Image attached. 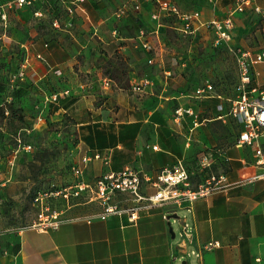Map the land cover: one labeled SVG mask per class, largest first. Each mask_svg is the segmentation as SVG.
Segmentation results:
<instances>
[{
  "label": "crops",
  "instance_id": "0c3cea01",
  "mask_svg": "<svg viewBox=\"0 0 264 264\" xmlns=\"http://www.w3.org/2000/svg\"><path fill=\"white\" fill-rule=\"evenodd\" d=\"M232 3L221 0L211 18H223ZM255 3L264 7V0ZM6 4L18 20L14 23L24 29L25 55L46 85L53 117H70L85 146L82 156H92L88 164L96 159L104 165L102 172L129 167L155 179L178 161L187 169L198 159L209 167L190 179L193 188L212 172L225 175L228 184L190 204L153 203L133 221L122 212L22 229L12 247L0 245V264H264V179L237 183L260 170L252 164L253 148L236 144L238 125L216 107L234 90L225 94L210 82L215 95L195 97V89L208 80L186 90L190 82L184 63L174 68L165 64L171 59L169 25L153 1ZM211 18L201 15L205 21ZM205 32L211 31L201 27L197 33ZM231 34L232 45L264 49V14L250 9L233 14ZM144 41L155 48L151 54L141 47ZM254 69L253 83L264 88V61ZM177 108L193 113L178 117ZM216 120L235 127L228 145H221L222 131L213 132L214 143L209 138L207 122ZM209 241L219 245L204 249Z\"/></svg>",
  "mask_w": 264,
  "mask_h": 264
},
{
  "label": "rangeland",
  "instance_id": "374dc122",
  "mask_svg": "<svg viewBox=\"0 0 264 264\" xmlns=\"http://www.w3.org/2000/svg\"><path fill=\"white\" fill-rule=\"evenodd\" d=\"M7 1L0 0V5L4 6ZM173 1L183 10H198L206 19L215 17L206 0ZM12 12L7 4L3 10L0 7V245L8 248L13 246L17 231L38 222V214L44 206L33 201L38 190L67 187L70 192H75L78 189L76 185L82 184L83 189H79L77 194H69L68 198H46L48 205L59 210L61 218L100 213L102 205L95 197L94 183L104 171L99 160L94 159L91 165L82 162L85 146L72 127L70 117H53L46 85L31 68L32 60L25 55L21 41L24 29L14 23L18 20L14 19ZM165 18L169 25L166 35L171 43V59L165 64L174 68L184 63L190 82L186 90L190 91L192 85L208 80L217 90L230 95L238 77L234 53L227 47L214 46L212 32L191 36L180 34L170 26L171 19ZM239 31L237 28V35ZM24 62L28 63L26 68L23 67ZM206 102L210 101L206 99ZM207 126L212 143L216 140L213 132L222 131L221 145L229 144V135L235 129L231 122L223 125L216 120L207 122ZM25 144H30L31 149H23ZM78 167L82 169L80 174L74 172ZM208 167L209 164L194 159L187 165L189 179L194 181L197 171ZM146 187L148 189L145 190V186L142 187L143 194L153 191L149 184ZM110 203L117 207L137 204L132 196L119 192L110 199Z\"/></svg>",
  "mask_w": 264,
  "mask_h": 264
},
{
  "label": "built area",
  "instance_id": "2783aa9c",
  "mask_svg": "<svg viewBox=\"0 0 264 264\" xmlns=\"http://www.w3.org/2000/svg\"><path fill=\"white\" fill-rule=\"evenodd\" d=\"M27 0H17L18 4H22ZM155 7L163 17L171 19L172 28L180 34L190 35L196 34L201 27L211 31L214 35V44L216 46L225 45L230 49L236 58L238 78L234 85V95L231 98H225V103L219 102L216 107L224 114L230 116L238 125V136L236 144L239 146L246 145L253 148L254 166L260 171L241 178L237 183L245 182V180L264 179V88L253 83L255 75V64L264 61V49L254 50L249 47L230 44L232 37L231 31L233 28V14L244 12L247 9L254 10L264 14V7L256 4L255 0H233V3L227 6L226 15L223 18H211L202 20L198 10H183L173 0H152ZM212 7L216 8L221 0H206ZM0 7L3 10L2 5ZM141 47L148 53H152L155 49L149 42L144 41ZM147 61L154 62V54ZM28 63L24 62L23 67H27ZM214 94V88L209 81L204 85L195 89V97H210ZM218 95V94H217ZM221 97V95H218ZM55 99L56 96L54 95ZM183 113L192 114L193 111L189 108L176 109L177 116ZM18 143L21 145V139L18 138ZM155 147V146H154ZM19 149V148H18ZM17 149V150H18ZM23 149L30 150L31 145H23ZM93 157L98 158L96 153ZM91 155H84L82 162L86 165L90 160ZM106 162V158L104 159ZM248 165L244 162V166ZM76 174L82 173L81 167L74 168ZM151 185L153 191L144 193L142 187ZM226 177L223 174L210 173L205 181L197 187H192L186 168L181 161H178L171 168H164L157 174L155 179H152L146 174L140 173L137 170L126 167L118 172H102L98 175L94 183L95 197L102 205L99 217L106 218L111 213H129L130 221L136 219L138 211L151 206L153 203H162L172 201L177 205L190 204L198 196L207 194L210 190L226 186ZM78 189L75 192H70L68 188H53L49 190H38L34 194L33 201L43 203V211L38 214V222H33L25 228L44 229L49 226H57L60 222L70 218H61L59 210L52 209L46 198L52 196H61L64 199L73 193H79V189H83L82 184L76 185ZM119 192L132 196L137 204L133 206L117 207L110 203V199ZM219 242L209 241L204 244V249H212L218 246Z\"/></svg>",
  "mask_w": 264,
  "mask_h": 264
},
{
  "label": "water",
  "instance_id": "95a60500",
  "mask_svg": "<svg viewBox=\"0 0 264 264\" xmlns=\"http://www.w3.org/2000/svg\"><path fill=\"white\" fill-rule=\"evenodd\" d=\"M169 231L172 233V235H174V233H173V230H172V227H171V226H169ZM181 264H185V261H182V262H181Z\"/></svg>",
  "mask_w": 264,
  "mask_h": 264
}]
</instances>
